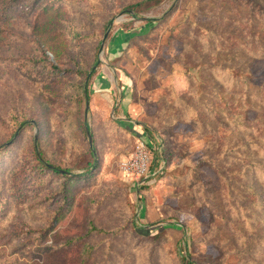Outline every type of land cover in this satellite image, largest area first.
Here are the masks:
<instances>
[{
	"label": "rangeland",
	"instance_id": "rangeland-1",
	"mask_svg": "<svg viewBox=\"0 0 264 264\" xmlns=\"http://www.w3.org/2000/svg\"><path fill=\"white\" fill-rule=\"evenodd\" d=\"M137 1L20 0L9 12L0 264H264V13L255 0H165L134 19ZM103 66L127 80L124 107L92 93ZM34 145L75 176L45 172L17 204L12 175L37 173ZM140 145L143 174L128 163Z\"/></svg>",
	"mask_w": 264,
	"mask_h": 264
},
{
	"label": "trees",
	"instance_id": "trees-1",
	"mask_svg": "<svg viewBox=\"0 0 264 264\" xmlns=\"http://www.w3.org/2000/svg\"><path fill=\"white\" fill-rule=\"evenodd\" d=\"M20 0H0V34L4 31H6V27L5 25L8 24V20L10 21V15L9 12L11 11L12 7L14 5H16ZM165 0H138L137 2H134L128 6H126V10L129 11V13L131 14V16L134 19H141L140 16L143 13H147L149 11H151L153 8H155L156 6L160 5L162 2H164ZM254 6L258 7V9H260V11H262L264 13V6H262L259 3V0H255V2L253 3ZM264 56V53L262 54ZM27 61L28 63L35 65L37 63V61H35V59H33L30 56H27ZM56 59V58H55ZM43 60H46V63L49 64L53 70H57L58 65L55 62H52L51 60L44 58ZM97 58H95L94 62H93V66H96L97 62ZM211 67H213V70L218 68L215 65H212ZM220 70L225 71L233 76H238V77H246L247 80L249 79L248 75L249 73L247 71H235L233 69H229V68H221ZM76 71V70H75ZM77 73H85L82 70H78L76 71ZM95 72L94 69H92L91 73L93 74ZM88 73V72H87ZM86 73V76H87ZM82 87V94L85 100L88 99V79L86 77V79L84 78V82L81 85ZM264 87V85L262 86ZM261 106L264 107V101L261 102ZM83 127L85 132L91 135L90 131H89V126L86 123H83ZM257 132H263V137L259 138L263 141L264 143V124H262L261 122L258 123V128L256 129ZM92 137V135H91ZM150 140H152V137L149 136ZM92 141V139H91ZM90 153V157L93 159L94 158V153L93 150L90 148L89 150ZM32 156L33 159L35 161V167L34 170H37L36 174H31V177H29L28 175L24 174V171L22 168H19L15 171V173H13L12 175V179H11V187L14 189V193H15V199H16V203L17 204H21V203H25V200L28 201V198L30 196L29 193H27V191L29 189L35 190V188H38L39 186L44 184V181L42 180L41 175L44 174L45 172H50V173H55V174H59L61 177H65L66 180L69 182L70 179L75 176V175H70L69 171L59 168L57 166H55L54 164L50 163L49 161H47L43 155L41 154V152L38 150V148L34 145L33 147V152H32ZM257 164H255V169L258 166H261L264 169V162H256ZM92 165H95V162H92ZM238 175L240 176H245V172H240L238 173ZM19 185L22 187L20 188ZM24 189H26V193H24ZM63 192L66 193L67 192V187L64 186L63 187ZM72 204V199L70 196L66 195L64 196V201L63 204L61 206V210L65 211L69 208V206ZM61 214L58 212L56 213V216H54V220L52 222H50L51 225H53L54 223H57L58 220L61 219ZM45 231H41L40 232V236L42 237L44 235ZM180 264H193V262L188 259V256H182L180 259Z\"/></svg>",
	"mask_w": 264,
	"mask_h": 264
},
{
	"label": "crops",
	"instance_id": "crops-1",
	"mask_svg": "<svg viewBox=\"0 0 264 264\" xmlns=\"http://www.w3.org/2000/svg\"><path fill=\"white\" fill-rule=\"evenodd\" d=\"M116 73L119 74V70L116 67L114 68V67L106 66V70H105L103 66L101 70L98 72L97 76L95 77L93 85L96 87L94 88L92 93H95V97H98L100 95V96H105L108 98L112 94L115 95L117 92L119 93V97L121 98V106L124 107V103L128 99V95L130 94L128 92L129 85H128L127 80L124 79L125 77L122 75L120 76L118 75V79L122 81V83L118 84L117 82H115L113 74H116ZM98 92H103V93L98 94Z\"/></svg>",
	"mask_w": 264,
	"mask_h": 264
},
{
	"label": "built area",
	"instance_id": "built-area-1",
	"mask_svg": "<svg viewBox=\"0 0 264 264\" xmlns=\"http://www.w3.org/2000/svg\"><path fill=\"white\" fill-rule=\"evenodd\" d=\"M148 156L143 145L138 146L133 157L128 162L129 168H132L137 174H143L147 169Z\"/></svg>",
	"mask_w": 264,
	"mask_h": 264
},
{
	"label": "water",
	"instance_id": "water-1",
	"mask_svg": "<svg viewBox=\"0 0 264 264\" xmlns=\"http://www.w3.org/2000/svg\"><path fill=\"white\" fill-rule=\"evenodd\" d=\"M106 35H107V32H106V34H105V36H104V37H106ZM88 138H89V143L91 144V143H92V141H91V135H90V134H88Z\"/></svg>",
	"mask_w": 264,
	"mask_h": 264
}]
</instances>
